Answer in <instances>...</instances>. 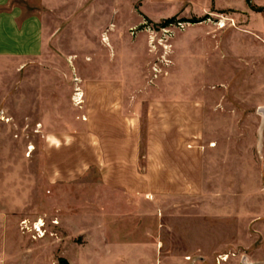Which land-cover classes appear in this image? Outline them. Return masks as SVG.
Wrapping results in <instances>:
<instances>
[{
  "label": "crops",
  "instance_id": "obj_1",
  "mask_svg": "<svg viewBox=\"0 0 264 264\" xmlns=\"http://www.w3.org/2000/svg\"><path fill=\"white\" fill-rule=\"evenodd\" d=\"M121 2L0 0V131L38 138L13 139L0 158L14 167L0 186V264H55L59 240L80 236L101 251L76 243L72 264H160V214L191 213L193 198L224 189L216 183L239 144L220 141L222 120L238 128L255 116L228 100L238 84L224 69L245 64L232 57L241 54L185 31L173 38L171 68L153 78L149 46L112 29ZM37 217L58 220L57 237L20 230Z\"/></svg>",
  "mask_w": 264,
  "mask_h": 264
},
{
  "label": "rangeland",
  "instance_id": "obj_2",
  "mask_svg": "<svg viewBox=\"0 0 264 264\" xmlns=\"http://www.w3.org/2000/svg\"><path fill=\"white\" fill-rule=\"evenodd\" d=\"M115 1L119 3L120 0ZM121 1V5L114 7L117 12L113 17L112 29L126 30L131 36V44L149 46L153 52L149 63L153 78L163 72L166 74L165 67L171 68L173 38L183 36L185 31H207L212 35L208 40L209 46L232 47L235 49L233 51H239L238 54L241 55L234 52L232 57L235 56L245 64H225L223 77L238 84L228 86L233 89L228 100L240 111H252L255 115H243L236 119L238 128L233 126L231 119L222 120L224 128L219 135L220 141L239 144L232 151L237 157H227L224 162L223 182L216 183L218 189L220 186L224 187L223 191H216L218 196L193 198L192 205L186 208L191 213L181 216L160 214L163 219L159 230L160 264H264V121L258 112V107L264 106V0ZM172 16L177 18L174 23L166 27L159 26ZM182 18H196L200 21H180ZM247 50H255V53H247ZM243 51L245 53H240ZM244 78L248 79V85L239 84V79ZM242 98L253 100L255 105L251 107L244 102L235 101ZM25 137L38 141L36 135L0 131V158L5 155L8 157L9 152L3 154L5 145L13 139L24 140ZM33 149V152H27L32 155V166L26 168L36 176L38 166L34 160L37 158V146H33ZM0 162V186L6 190L7 182H3L2 178L13 172L14 167L8 162ZM248 177L255 178L256 182L244 181ZM246 185L255 189L247 191ZM239 186L245 190H235L236 194L233 196L231 190L238 189ZM32 195V202L36 203L35 185ZM37 219L39 217L28 221ZM46 220L44 219L47 235L57 237L58 232L49 228L55 223L52 219ZM19 228L28 233L33 241L38 240L21 227L20 223ZM63 239L59 240L60 244L57 246L55 264H72V256L78 249L76 243L79 244L80 253H88L89 248L91 252L101 251L99 246L94 247L96 251H93L94 248L86 245L81 236L76 238L75 244ZM226 255L227 260H222L221 257ZM188 257L191 260H187ZM179 258L182 262L177 261Z\"/></svg>",
  "mask_w": 264,
  "mask_h": 264
},
{
  "label": "built area",
  "instance_id": "obj_3",
  "mask_svg": "<svg viewBox=\"0 0 264 264\" xmlns=\"http://www.w3.org/2000/svg\"><path fill=\"white\" fill-rule=\"evenodd\" d=\"M33 146L29 145V150H32ZM55 224L58 223V220H53ZM21 227L24 229H27L29 232H31L33 238L35 239H42L47 235L48 229L46 222L44 219H37L35 221H28V219H22L20 221ZM228 255L222 256V260H227ZM187 260H191V257H188Z\"/></svg>",
  "mask_w": 264,
  "mask_h": 264
},
{
  "label": "trees",
  "instance_id": "obj_4",
  "mask_svg": "<svg viewBox=\"0 0 264 264\" xmlns=\"http://www.w3.org/2000/svg\"><path fill=\"white\" fill-rule=\"evenodd\" d=\"M176 17L175 16H172V17H169V18H166L164 21H162V23H160V27H166L172 23H174L176 21ZM180 21H185V22H197V21H200L199 19H196V18H192V19H186V18H182Z\"/></svg>",
  "mask_w": 264,
  "mask_h": 264
},
{
  "label": "water",
  "instance_id": "obj_5",
  "mask_svg": "<svg viewBox=\"0 0 264 264\" xmlns=\"http://www.w3.org/2000/svg\"><path fill=\"white\" fill-rule=\"evenodd\" d=\"M259 112H261L262 114H263V116H264V107H259Z\"/></svg>",
  "mask_w": 264,
  "mask_h": 264
}]
</instances>
